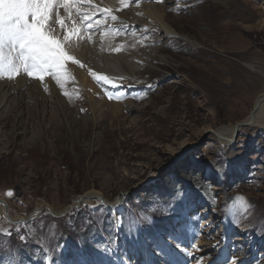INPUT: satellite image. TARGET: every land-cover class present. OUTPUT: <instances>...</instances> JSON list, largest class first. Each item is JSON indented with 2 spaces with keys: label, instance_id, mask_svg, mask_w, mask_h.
I'll list each match as a JSON object with an SVG mask.
<instances>
[{
  "label": "rangeland",
  "instance_id": "rangeland-1",
  "mask_svg": "<svg viewBox=\"0 0 264 264\" xmlns=\"http://www.w3.org/2000/svg\"><path fill=\"white\" fill-rule=\"evenodd\" d=\"M176 1L167 12L176 35L161 43L168 63L154 60L157 67L142 71L141 84L78 75L72 115L77 110L86 129L71 127L64 109L54 118L64 123L55 131L50 114L45 132L37 128L38 115L20 118L11 111L2 120L0 198L18 220H7L0 206V264H47V255L53 264H74L95 254L105 264H229L233 255L243 264H264V128L240 125L231 144L216 135L244 120L264 92V0H236L237 15L230 9L222 19L214 0ZM222 2L224 10L231 0ZM13 73L28 74L0 70V81ZM44 73L38 87L45 103L61 108L55 94L66 95ZM34 85L22 90L25 108L42 106L30 92ZM99 100L122 105L120 113L105 104L92 113ZM4 121L28 128L18 133ZM233 170L240 175L227 188L224 175ZM180 179L191 189L181 190ZM88 193L109 202L124 197L122 213L80 202ZM164 241L161 251L157 243ZM63 242L71 249L66 256Z\"/></svg>",
  "mask_w": 264,
  "mask_h": 264
},
{
  "label": "bare ground",
  "instance_id": "bare-ground-1",
  "mask_svg": "<svg viewBox=\"0 0 264 264\" xmlns=\"http://www.w3.org/2000/svg\"><path fill=\"white\" fill-rule=\"evenodd\" d=\"M214 1L213 9L217 12V19L228 17L230 9L234 17L237 15V10L231 5L232 2L236 5V0H231L230 3L228 2L229 5L226 6L224 10L221 8L222 3H224L222 2L223 0ZM39 2L41 5V16H46V19L41 21V23L44 24L41 28V32L45 33L50 39L56 41L59 49L57 55H59L61 64V67L58 69H52V75L47 80L52 82L50 83L53 89H57L61 95L65 93L66 96L61 97L56 93L55 95L58 96L61 108L57 106H50V109L48 108L45 103L46 94L44 93L45 95H43V87L42 89L38 87V84L42 83L43 77L41 76L46 70L29 69L32 71L26 76L22 75L24 73L21 72L22 74L18 76L15 74V78L10 76V81H2L1 79L0 110H4L0 112V123L3 119H7L11 116V111H18L14 116L19 115L20 118L27 117L25 114L32 118L38 115L37 128L43 129L45 132L44 121L47 115L50 114V120L53 124L49 125L50 127L53 126L52 128L55 131L61 129V125L64 123H59V120L55 121L54 118H58L59 115L63 116L65 113L64 118L71 121V127L73 125L76 128L78 127V132H81L84 130L83 128L86 129L88 126L83 125L81 123L82 121L78 120L79 117L77 118V116L74 115L78 114L77 110H75L76 113L72 115L74 109L71 107L73 101L70 97L73 89H75L76 92L81 91L78 75L82 77V74L87 75L89 71V73L91 72L95 77L99 75L103 78V75H105L109 77L110 81H117V78H121L125 82L139 85L144 81V78L141 79L142 71L150 68L155 69L157 67L153 64L154 60L168 63V57L161 51L164 48L161 43L163 41L162 38L167 41L176 35L175 28H173L172 24L169 22L167 14L171 9H176L175 5L178 3L176 0H161V5L151 4V2H156V0H39ZM180 7H183V5H180ZM36 19H39V17H36ZM83 20H87L85 23L87 26H84L82 32L75 34V25L77 23L80 25L83 23ZM32 22L34 23L35 20L33 19ZM104 23H106L105 26ZM118 30H122V32L117 34ZM152 33L156 34L154 38L149 36L150 34L152 35ZM184 38L185 40H189L187 37ZM0 53H2V59H0V70H2V72L8 75L12 71L8 67L9 61L16 66V69H21L18 60H21V57L17 51L11 50V47L9 50L8 45H6L0 50ZM60 53H62V55H60ZM136 62H142L144 66ZM248 66L250 69L254 70V65L249 64ZM67 69L70 75H63V72ZM60 72L62 73L59 74ZM32 75L36 78H32ZM32 80L35 82L33 81V83ZM68 80L71 81L70 85L66 84ZM31 83L35 84L30 88V92L35 95V99L42 98V106H35L33 109L25 108L22 104V102L25 101V96H23L24 91L22 90ZM57 90L55 92H57ZM15 91H18V94H14ZM236 92V90H232L230 94L232 95ZM79 94L82 95L81 93L74 95L77 96ZM13 95L17 96V99H12ZM16 100H19V102H16ZM37 103L39 102L37 101ZM104 104L110 106V104L105 101L99 100L95 102L90 110L92 113L96 114L98 113L97 109H101ZM110 107L114 110L112 113H120L122 105L114 104ZM62 109H64V113ZM98 116V119L101 118L100 113ZM83 121L85 124L88 123L86 119ZM79 123H81V125ZM246 123L264 128V92L256 98L253 109L244 120L234 125H226L218 128L216 130V135L222 143L231 144L236 129L240 125ZM2 126L10 129L16 128V131H18V127L25 128L23 130L28 128V124L19 123V121L14 122V124L10 121H4ZM19 132H21V130L18 131V133ZM86 201L98 206L104 205V207L108 208V210L112 211V213L118 217L123 211L125 199L124 197H117L114 201L109 202L101 199L97 194L88 193L80 198V202ZM1 207V212L7 219L8 217L5 214L4 205L1 204ZM11 219L15 221L18 220L13 217H11Z\"/></svg>",
  "mask_w": 264,
  "mask_h": 264
},
{
  "label": "snow or ice",
  "instance_id": "snow-or-ice-1",
  "mask_svg": "<svg viewBox=\"0 0 264 264\" xmlns=\"http://www.w3.org/2000/svg\"><path fill=\"white\" fill-rule=\"evenodd\" d=\"M36 17L39 19H35L33 23V18ZM44 19L46 16H41L39 0H0V50L6 45L17 50L21 57L20 67L25 72L29 69L44 71L61 67L56 41L41 32L43 27L41 21ZM8 67L12 71L16 70V66L11 61ZM20 238L24 239L23 236ZM166 243V241L158 242L157 247L163 251V244ZM200 259L202 260L203 257ZM74 264H95V262L88 257H81ZM156 264H167V262L158 260ZM229 264H243V261L237 262L233 255L229 259Z\"/></svg>",
  "mask_w": 264,
  "mask_h": 264
},
{
  "label": "water",
  "instance_id": "water-1",
  "mask_svg": "<svg viewBox=\"0 0 264 264\" xmlns=\"http://www.w3.org/2000/svg\"><path fill=\"white\" fill-rule=\"evenodd\" d=\"M246 124H248V123H246ZM14 191H15V193H17L16 188H14ZM18 193H19V192H18ZM0 204H3V205H4L5 214L7 215V217H8L10 220L13 221V219H11V215H10V213H9V206H8L7 202H6L4 199H0ZM36 210L39 211V210H41V209H38V208H37Z\"/></svg>",
  "mask_w": 264,
  "mask_h": 264
},
{
  "label": "trees",
  "instance_id": "trees-1",
  "mask_svg": "<svg viewBox=\"0 0 264 264\" xmlns=\"http://www.w3.org/2000/svg\"><path fill=\"white\" fill-rule=\"evenodd\" d=\"M228 173H229V176H228ZM238 173H239V172H238L237 170H236V171L233 170V172L228 171V172L225 173V176H226V179H227L226 184H227L228 186H229V179H230V177H231V176H236V175H238ZM182 182H183L184 184H187V181H186V180H183ZM228 186H227V187H228Z\"/></svg>",
  "mask_w": 264,
  "mask_h": 264
}]
</instances>
